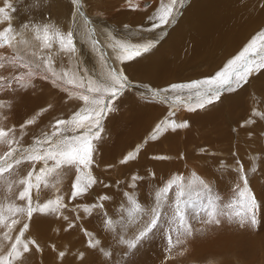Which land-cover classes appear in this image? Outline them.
Wrapping results in <instances>:
<instances>
[{
	"label": "rangeland",
	"instance_id": "rangeland-1",
	"mask_svg": "<svg viewBox=\"0 0 264 264\" xmlns=\"http://www.w3.org/2000/svg\"><path fill=\"white\" fill-rule=\"evenodd\" d=\"M63 1L66 12L58 18L52 11L54 0H0V7H5V14L10 17L9 20L4 21L0 15V30L11 25L13 31L7 35H15L10 47L0 49V55L7 58L15 55L21 58L22 63L40 65L39 74L31 78V85L27 88H19L14 82L11 87L7 85L13 75L26 73L28 69L12 68L8 65L0 68V76L5 77V80L0 82L5 86L4 90L0 91V102L10 105V107H0V126L6 129L14 128L19 135L20 125L26 120L34 119V124L27 125L23 129L26 135L21 138V146L26 147L32 144L34 139L42 138V133L51 135L55 131L53 125L56 120H69L80 109L91 107L80 98V93L86 92L89 79L96 83L104 81L109 75V65L124 72L129 86L113 101L115 111L110 112L103 121L102 138L94 142L96 151L93 154L94 163L90 172L81 173V176L90 174L97 183L85 195L72 198L75 169H64L65 175L59 178L60 182L55 192L58 194L57 197H62V203L66 207L60 208L54 215L48 217L44 215L47 217L45 219L41 218L43 214L40 213H35L31 221H27L26 217H20L21 224L16 225V230L10 233L13 240L8 241L4 248L0 249V256L7 254L22 223L28 222L30 227L23 239L35 240L40 250L37 251L35 246L30 245L31 251L38 253V257L28 259L25 264H66V262L67 264H264V225H262L264 224V118L258 115L264 114V97L255 90L253 84L254 77L264 69L253 72L242 87H236L233 82L232 87L235 91L226 92L221 89L218 100L206 104L204 108H196V104L202 102L200 97L207 92L206 85L198 89H172L171 86L187 85L214 76L241 52L243 45L236 50L237 55L230 58H224L222 50L217 52L216 57H211L212 60L217 61L214 68L193 65L182 72L179 69L177 71L179 78L170 81L171 83L155 85L147 79L148 70H144L150 68L146 56L172 38L174 30L182 22V16L193 0H183L182 6L177 4L170 22L156 28L153 24L158 23L156 17L159 6L161 3H169L170 0H82L83 14L76 10L72 0ZM6 2L15 8L14 12L6 7ZM25 2L31 4L30 7L36 2L34 11L29 7L27 9ZM141 2L146 4L143 5ZM39 10L46 12V15L40 14L43 15L42 23L50 22L65 34L68 31L73 33L76 51H62L55 41L52 42L50 49L42 47V41L36 38L37 33L32 27L33 23H38ZM85 16L89 18L87 22ZM25 24L28 25L27 28L22 27ZM259 28L262 29H254L245 40L248 44L252 33L253 39L257 37L258 32L264 31V24ZM94 40L99 43L94 45ZM149 42H154V46L148 52L142 53L133 60H125L123 63L120 62L117 51L112 46L123 43L125 46L142 47ZM165 48L166 45L162 48V52L170 53L169 47ZM97 49L103 50V59ZM261 49L264 52V48ZM220 54L223 60L219 58ZM55 55L64 57V60L62 57L56 58ZM48 59L51 60L52 71L60 77L55 82H53L55 77L45 68L44 61ZM249 59H259V57L251 56ZM168 61L170 62V58ZM145 62L148 64L146 65ZM76 67L79 72L76 71ZM65 73L70 76L65 77ZM79 73L90 78L86 77L85 81L75 78L80 75ZM44 75H48L49 78L44 79ZM68 79H75V84L83 82L84 87L77 88L72 84H66L65 81ZM239 90L244 92L243 103L247 111L242 119L233 120L231 123L226 119V114L230 112L221 104L222 97ZM74 92L75 94H72ZM197 92L200 96H197ZM127 96L131 99V103L139 108L138 110L125 108L122 102ZM215 104L222 106L220 115L202 117L203 114H208L206 109ZM148 105H154L159 109L151 112L148 110ZM189 108L196 110L189 111ZM136 114H139L138 118ZM117 119L119 123L116 122ZM171 121L187 126L173 130L169 126ZM132 123L134 124L131 125ZM117 124H123L124 127ZM80 131L83 129L76 132L69 131L67 134H78ZM5 151L7 146H0V154ZM129 154L135 159L122 162ZM168 165L170 169L166 170ZM42 166V163H38L37 170ZM239 168H243L249 177V187L256 197L258 204L256 227L245 229L236 222H227L224 217H220V224L205 222L210 209L209 202H215L216 195H220L222 200H227L233 195L232 190L237 184L243 187V182L239 179ZM30 169L29 164L21 165L20 177L25 176ZM193 175L207 183L213 191L210 194L195 188L181 200L180 207L184 210L185 219L192 225L191 236L179 235L181 242L175 243L178 234L170 233V229L175 226L173 215L175 209L174 205L167 201L160 205L158 225L146 239L135 248H129L127 243L122 242L130 239L129 235H134L133 228L137 225L143 226L142 213L129 214L130 205L127 199L129 196H134L143 202L145 209H151L154 207L155 190L163 187L168 179L182 177L186 182ZM11 179L15 180L17 177L13 175ZM55 181H50L51 191L44 196L43 186L40 192L33 190L34 202L44 203L53 198L51 194L55 190ZM22 187V185H14L12 192L8 193V199L14 200ZM0 195L3 193L0 192ZM169 196H175V192H170ZM103 197L107 199H102ZM4 202L7 203V200ZM36 216H38L37 225L44 227L41 230H37L36 225L33 224ZM106 219L113 221L110 228L105 224ZM31 226L35 228L31 230ZM3 231L4 229L0 230ZM168 234L173 236L174 243L171 248L168 246ZM218 237H227L229 240L219 241ZM90 240H98L99 245L96 248L90 247ZM81 245L85 246L84 250ZM51 251L55 252L56 256L53 255L54 253L47 254ZM61 252L64 253L63 257L60 256ZM14 264L21 262L17 261Z\"/></svg>",
	"mask_w": 264,
	"mask_h": 264
},
{
	"label": "snow or ice",
	"instance_id": "snow-or-ice-1",
	"mask_svg": "<svg viewBox=\"0 0 264 264\" xmlns=\"http://www.w3.org/2000/svg\"><path fill=\"white\" fill-rule=\"evenodd\" d=\"M183 0H170L169 3H161L159 6L156 19L158 23H154L153 27H160L161 25H167L173 18L175 6L181 4ZM72 4L77 11L82 13V0H72ZM37 6L33 4L32 7ZM6 7L12 8V5L7 4ZM0 15L2 19L7 21L10 17L5 14V7H0ZM87 22L88 18L85 16ZM27 28L28 25H22ZM32 27L35 29L38 40L42 41L43 48H51L52 42H58L60 48L66 52L76 51L75 43L73 40V33L68 31L66 34L61 32L52 23H33ZM13 31L12 26L9 25L3 30H0V49L10 47L12 41L15 39V35H7ZM94 45L98 44V41H93ZM117 51L120 58V62L125 60H133L136 57L141 56L142 53L148 52L153 46L154 42H149L142 47L138 46H125L123 43H116L112 45ZM264 48V31L253 38L249 44L233 59H231L227 65L218 71L214 76L209 77L203 81H193L187 85H172V89H198L201 86H207V92L201 96L200 103L196 104V108H204L206 104H212L214 100L220 98V91H235L232 87L235 82L236 87H242L248 82L249 76L256 71L264 69V52L261 51ZM101 53L103 59V50L97 49ZM251 56H257L259 59H249ZM21 58L18 56H12L7 58L4 55H0V68H4L8 65L12 68L28 69L26 73L13 75L11 81L8 83V87L12 86L14 82L19 88H27L31 85V78L40 72V65L32 66L30 64L20 62ZM45 68L48 72H51L52 76L56 80L60 77L58 74L52 71L50 64L51 60L44 61ZM108 77L99 83L93 80H88V87L86 92L80 93V98L85 101L86 104H90L91 107L82 108L75 112L69 120H57L53 127L55 131L51 134L42 133V138H36L32 144L28 146H21V138L26 135L23 129L27 125L35 123L34 119H29L20 125L21 131L17 135L16 129L4 128L0 126V146H7V151L0 154V229H4L0 232V249H3L8 241H12L13 237L10 235L16 230V225L21 224L20 217H26L27 221H31L35 213L43 215H54L60 208L66 207L62 203V197H57L55 200H47L44 203L34 202L33 190L40 192L41 187H51L49 183L50 177H56L55 182H59V178L64 176V169H75L76 177L72 183V198H77L85 195L94 184L97 183L96 179L89 175L81 176V173H89L94 163L93 154L96 151V145L94 142L99 141L101 132L103 131V121L110 112L115 111L113 101L123 94V91L129 86L127 76L123 71L114 69L111 65L108 66ZM67 75V73H65ZM27 77V79H26ZM44 79H48V75H44ZM5 77L0 76V82L4 81ZM66 84H72L77 88H83V82L75 84L74 80L68 79ZM4 84L0 83V91L4 90ZM197 96L200 93L197 92ZM191 99V98H189ZM179 101V98H177ZM0 107H10V105L0 102ZM189 111H195V108H189ZM261 118H264V114ZM87 122V124L85 123ZM70 127H62V126ZM169 126L175 130L179 127H186V124H176L175 121H171ZM159 129V125L157 126ZM83 129L78 134L68 135L69 131L76 132ZM55 137V139H54ZM155 139V137H153ZM16 156V158H13ZM135 157L129 154L125 157L124 161L133 160ZM11 160V162H9ZM42 163V167L37 170L36 165ZM29 164L31 169L27 171V174L20 177L21 165ZM239 179L243 182V187L239 184L236 185L233 191V195L227 200H222L220 195H216L215 202L210 201V209L208 211L205 222L212 224H220V217L226 218L227 222H236L240 227L248 229L255 228L258 220L256 216V209L258 204L255 195L252 193L249 187V177L243 168L238 169ZM15 175L17 179L13 180L11 177ZM135 179V178H133ZM14 185H22V189L15 196L14 200L8 199V193H11ZM195 188H200L208 193H212L211 187L199 178L193 177L185 182L182 177H174L168 179L164 183L163 187H160L154 192V207L151 209H145L143 202L136 199L134 196H129L128 203L130 208L129 214L135 212L136 214H143L142 227L137 225L132 229L134 235L131 239H126L122 242L127 243L129 248H135L144 239H146L158 225L159 221V207L162 203L170 201L174 205V221L175 226L170 229V233H177L175 243H180L179 235H192V225L186 221L184 210L180 207V203L183 197L190 194ZM175 192V196L170 197L169 193ZM102 199H107L103 197ZM7 200V203L4 201ZM20 202V203H17ZM91 207V206H89ZM102 207V205H97ZM87 211V209H85ZM113 221L106 219L105 224L110 228ZM29 223L23 222L19 228L18 234L15 236L14 242L10 245V250L6 255L0 256V264H14V262H23L25 255L31 251L30 245L35 246L39 251V245L35 240L25 241L23 239L24 234L29 230ZM168 246H173V236L167 235ZM99 245V241L90 240L89 246L96 248ZM60 256L63 257L64 253L61 252Z\"/></svg>",
	"mask_w": 264,
	"mask_h": 264
},
{
	"label": "bare ground",
	"instance_id": "bare-ground-1",
	"mask_svg": "<svg viewBox=\"0 0 264 264\" xmlns=\"http://www.w3.org/2000/svg\"><path fill=\"white\" fill-rule=\"evenodd\" d=\"M30 1V0H29ZM92 2V1H91ZM126 2V1H124ZM28 3V2H27ZM26 2L24 3L25 6L29 7V9H32L34 11L35 7H30L29 3L27 4ZM32 3V2H31ZM36 4V2H35ZM139 4V3H138ZM141 4L145 5V2H141ZM116 6V5H115ZM65 3L63 0H54V6H53V15L58 18H61L60 16L63 14V12H66L65 9ZM152 7V6H151ZM26 9V10H27ZM45 9V8H44ZM43 9V10H44ZM152 9V8H151ZM24 10V12L26 11ZM42 10V11H43ZM150 10V9H149ZM28 11V10H27ZM30 11V10H29ZM23 12V13H24ZM31 12V11H30ZM37 12V11H36ZM40 10L37 12L39 13ZM29 13V12H28ZM36 13V14H37ZM44 12H40L38 14V23H42L41 21L43 20V15L40 16ZM46 15V12L44 13ZM27 15V14H26ZM52 16V15H51ZM42 17V18H41ZM47 17V16H46ZM64 17V16H63ZM183 20L179 24V26L174 30L172 38H169L167 42H164L166 45V48L169 47V51L163 53L162 48L165 46L163 44L162 47L159 48V46L151 51L149 55H147V62H149L148 65H150L149 69H146L147 71V79H150L152 83L155 85L159 84H164V83H169L170 81L176 80L179 78V75L177 74V71L179 70L182 72L183 70H186L189 67H192L193 65L195 67L200 66H206L207 68L211 69L214 68L217 64V61L212 60L211 57H216L217 52H220L222 50L224 52V58H230L235 55H237V49L241 47L244 49L248 43L245 41L250 33L254 29H262L259 28L262 24H264V0H193L192 3L189 5L188 9L185 12V15L182 16ZM36 19V17H35ZM53 19V17H52ZM55 19V18H54ZM89 19V18H88ZM45 20V19H44ZM60 22V20H57ZM57 21H55L57 23ZM44 22V21H43ZM78 22V21H77ZM62 26V23H60ZM64 28V27H61ZM149 28V27H148ZM258 32V31H257ZM64 33V32H63ZM260 33V32H258ZM253 34V33H252ZM249 38L252 40V35ZM255 35L257 33H254ZM29 35V34H28ZM18 36V35H17ZM258 36V35H257ZM256 37V36H255ZM254 37V38H255ZM29 38V37H28ZM154 39L156 38L155 36L153 37ZM29 40V39H28ZM249 41V40H248ZM129 43V42H128ZM42 44V43H41ZM56 44V43H55ZM161 44V43H159ZM108 45V44H107ZM109 46V45H108ZM60 47V46H59ZM159 48V49H158ZM57 49V48H56ZM164 50V49H163ZM262 50V49H261ZM63 51V50H62ZM55 52V51H54ZM60 53V51H59ZM56 54V52H55ZM64 54V53H63ZM60 55V54H59ZM56 58L60 59L62 56ZM62 55V54H61ZM72 55V54H71ZM108 56V55H107ZM111 56V55H110ZM46 57V56H45ZM51 57V56H50ZM60 57V58H59ZM115 57V56H114ZM11 58V57H10ZM53 58V56H52ZM55 58V59H56ZM64 60V57H62ZM80 58V57H79ZM108 58V57H107ZM145 58V57H144ZM143 58V59H144ZM168 58H170V62L168 61ZM221 60H223L221 54L219 57ZM76 59V58H75ZM81 59V58H80ZM142 59V60H143ZM69 60V59H68ZM99 60V59H98ZM145 60V61H146ZM137 61V60H136ZM151 61V63H150ZM58 62V61H57ZM70 62V61H69ZM75 62V61H74ZM138 62V61H137ZM135 62V63H137ZM220 62V60H219ZM68 63V62H67ZM77 63V62H76ZM105 63V62H104ZM139 63V62H138ZM29 64V63H28ZM97 64V63H96ZM140 64V63H139ZM146 64V62H145ZM146 64V65H147ZM138 65V64H135ZM168 65V67H167ZM198 65V66H197ZM172 67V69H170ZM74 68V67H73ZM139 68V67H138ZM194 68V67H193ZM68 69V68H67ZM77 69V67H76ZM75 69V70H76ZM106 69V68H105ZM141 69V68H140ZM72 70V69H70ZM104 70V69H103ZM143 70V69H142ZM74 71V70H73ZM78 71V69L76 70ZM105 71V70H104ZM145 71V72H146ZM63 72H66L63 70ZM71 72V71H70ZM79 72V71H78ZM77 72V73H78ZM82 73V71L80 70ZM144 74V71H142ZM72 73V72H71ZM141 73V71H140ZM139 73V74H140ZM80 74V73H79ZM65 75V74H64ZM138 74L136 73V76ZM142 75V74H141ZM139 75V76H141ZM196 75V74H194ZM70 76V75H67ZM145 76V75H144ZM66 77V75H65ZM87 78H90L85 75H77L75 78H79L82 81ZM142 77V76H141ZM146 77V76H145ZM182 77V76H181ZM74 78V77H72ZM254 82L255 84V90L258 91V93H261V96L264 97V71H262L258 76L254 77ZM146 78H143L145 80ZM73 80V79H72ZM75 80V79H74ZM84 80V81H85ZM253 80V79H251ZM79 82V81H78ZM150 82V81H149ZM150 82V83H151ZM251 82V81H250ZM171 83V82H170ZM54 84V83H53ZM64 85V84H63ZM55 86V85H54ZM69 87V86H68ZM244 89V88H243ZM246 89V88H245ZM72 91V90H71ZM70 91V92H71ZM74 91V90H73ZM69 92V90H68ZM227 92V91H226ZM72 94H75L72 93ZM42 97V94H40ZM128 95V94H127ZM77 96V95H76ZM75 96V97H76ZM243 96L244 92L243 90H239L238 92L231 94V95H226L222 97V102L226 109L230 112L226 114V119H229L231 121L235 120H240L242 119L241 117L245 116V113L247 109L244 107L243 103ZM39 97V96H38ZM74 97V96H73ZM45 98V97H44ZM78 98V97H77ZM173 98V97H172ZM133 99V98H132ZM125 101L122 102L124 103L125 108L127 109H135L138 110L139 108L136 105H133L131 103V99L128 98V96L124 99ZM163 100V99H162ZM257 100V99H256ZM133 102V101H132ZM165 102V101H164ZM121 103V104H122ZM137 103V102H136ZM141 104V103H140ZM156 104V103H155ZM174 104V103H172ZM139 105V104H138ZM145 106V105H143ZM171 106V105H170ZM120 107V106H119ZM123 107V106H122ZM140 107V106H139ZM146 107V106H145ZM144 107V108H145ZM169 107V106H168ZM260 107V106H259ZM143 108V107H142ZM163 108V107H161ZM171 108V107H170ZM222 106L220 104H215L214 106H210L208 109V114L203 116H206L209 118L213 114L220 115L222 111ZM256 108V107H255ZM120 109V108H119ZM159 109L158 107H154V105H148V110L152 112V110ZM147 110V112H148ZM169 110V109H168ZM156 111V110H155ZM166 111V110H165ZM55 112V111H54ZM144 112V111H143ZM145 112V113H147ZM158 112V110H157ZM175 112V111H174ZM213 112V113H211ZM255 112V109H254ZM159 113V112H158ZM167 113V112H166ZM200 113V112H199ZM210 113V114H209ZM235 113V114H234ZM174 114V113H173ZM139 114H136V116ZM163 115V113H162ZM169 116V115H168ZM134 117V116H133ZM200 117L199 119L201 120ZM138 118V116H137ZM196 118V117H195ZM224 118V117H223ZM259 118V117H258ZM197 120V119H196ZM57 121V120H56ZM119 120L117 119L116 122ZM178 121V120H177ZM261 121V120H260ZM121 122V121H120ZM179 122V121H178ZM240 122V121H239ZM119 123V122H118ZM124 123V121H122ZM131 123V122H130ZM139 123V122H137ZM232 123V122H231ZM132 123L131 125H133ZM144 124V123H143ZM130 125V126H131ZM258 125V124H257ZM117 126L124 127L123 124H117ZM129 126V127H130ZM143 126V125H142ZM258 127V126H257ZM118 129V128H117ZM121 130V129H120ZM119 130V131H120ZM136 130V129H135ZM256 130H258L256 128ZM260 130V129H259ZM262 130V129H261ZM121 132V131H120ZM150 132V131H149ZM116 134V133H114ZM119 135V134H117ZM219 136V135H218ZM261 137V136H260ZM260 137L258 139H260ZM118 138V137H117ZM128 138V137H127ZM173 138V137H172ZM264 139V138H263ZM178 141V140H177ZM172 142V140H171ZM260 142V141H259ZM170 143V142H169ZM220 143V142H219ZM172 146V143H170ZM260 145V144H259ZM258 145V146H259ZM179 146V145H178ZM220 146V145H219ZM177 147V146H176ZM159 148V147H157ZM170 148V147H169ZM256 148V147H255ZM172 149V148H171ZM175 150V148H174ZM177 150V149H176ZM172 151V150H171ZM180 151V150H179ZM160 152V151H159ZM164 152V151H163ZM132 153V152H131ZM98 154V153H97ZM167 155V154H166ZM97 156V155H96ZM171 157V156H170ZM96 158V157H95ZM165 161V160H164ZM216 161V160H215ZM96 162V161H95ZM98 163V162H97ZM166 165V164H165ZM164 165V166H165ZM169 165L167 166L166 170L170 169L168 168ZM101 171V170H100ZM187 172L189 170L187 169ZM187 172H184V174H187ZM194 172V171H193ZM201 173V172H200ZM183 174V173H182ZM198 175V174H197ZM201 175V174H200ZM199 175V176H200ZM189 177V174L187 175ZM209 176V175H208ZM202 177V176H201ZM56 180L55 177H50L49 178V183L50 181L54 182ZM158 181V180H157ZM60 182V181H59ZM56 182V186H54V192L51 194V196H54L51 198V200H54L57 198V185H59ZM54 184V183H53ZM98 185V184H97ZM52 187V186H51ZM51 187L48 188H42L44 190L43 196L51 191ZM98 189V188H97ZM264 191V190H263ZM256 193V192H255ZM260 193V192H259ZM263 193V192H262ZM261 193V194H262ZM260 194V195H261ZM264 194V193H263ZM69 195V194H68ZM259 195V194H258ZM258 197V196H257ZM261 197V196H260ZM84 200V199H83ZM99 200V199H98ZM38 216L34 217V223L36 225L37 230H41L43 225H37ZM48 217V215H47ZM44 215L41 217L43 219L47 218ZM41 220V219H40ZM264 225V224H262ZM229 227V226H228ZM231 227V226H230ZM35 227L31 226V230H33ZM235 229V228H234ZM1 230V229H0ZM229 232V231H228ZM224 233V230H223ZM27 234V233H26ZM132 234V233H131ZM134 234V233H133ZM225 234V233H224ZM108 235V234H107ZM38 237V236H37ZM130 239L132 236H130ZM186 237V236H185ZM238 238V237H237ZM220 239L219 241L222 240H229L227 237H218ZM235 239V238H233ZM248 239V238H247ZM239 240V239H238ZM217 243V241H216ZM238 243V242H236ZM251 243V242H250ZM219 244V243H218ZM142 245V244H141ZM225 245V243H224ZM240 245V244H239ZM221 246V245H218ZM31 248V247H30ZM82 250H84L85 246L81 245ZM226 248V247H225ZM32 250V248H31ZM81 250V249H80ZM227 250V248H226ZM86 252V251H85ZM33 251H30L29 254L25 255V258L22 263H26L28 259H32L35 257H38V253H35ZM54 253V254H53ZM44 254V253H43ZM47 254H53L55 255V252L51 251L50 253ZM46 256V255H44ZM76 256V255H75ZM161 258V257H160ZM237 260V259H236ZM240 260V259H239ZM46 261V260H45ZM76 261V260H75ZM78 261V260H77ZM156 261V256L155 260ZM69 262V261H68ZM238 262V261H237ZM47 263V261H46ZM236 263V262H235ZM48 264V263H47ZM67 264V262H66ZM152 264V263H151ZM169 264V263H168Z\"/></svg>",
	"mask_w": 264,
	"mask_h": 264
}]
</instances>
